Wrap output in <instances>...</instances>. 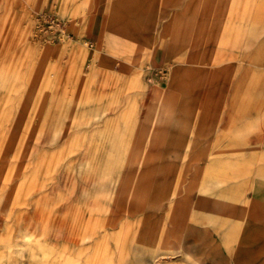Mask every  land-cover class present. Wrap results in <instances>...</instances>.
I'll list each match as a JSON object with an SVG mask.
<instances>
[{"label":"rangeland","instance_id":"obj_1","mask_svg":"<svg viewBox=\"0 0 264 264\" xmlns=\"http://www.w3.org/2000/svg\"><path fill=\"white\" fill-rule=\"evenodd\" d=\"M263 238L264 0H0V264H261Z\"/></svg>","mask_w":264,"mask_h":264},{"label":"crops","instance_id":"obj_2","mask_svg":"<svg viewBox=\"0 0 264 264\" xmlns=\"http://www.w3.org/2000/svg\"><path fill=\"white\" fill-rule=\"evenodd\" d=\"M238 225H239V223H238ZM238 237H239V230H238V233H237V238H236V243H235L234 251H235L236 246H237V240H238ZM263 241H264V238H263ZM220 247H221V246H220ZM221 248H222V247H221ZM261 264H264V256H263V259H262Z\"/></svg>","mask_w":264,"mask_h":264},{"label":"built area","instance_id":"obj_3","mask_svg":"<svg viewBox=\"0 0 264 264\" xmlns=\"http://www.w3.org/2000/svg\"><path fill=\"white\" fill-rule=\"evenodd\" d=\"M90 46H93V43H90Z\"/></svg>","mask_w":264,"mask_h":264}]
</instances>
